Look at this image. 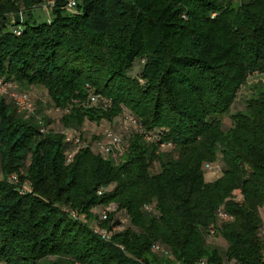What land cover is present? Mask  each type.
<instances>
[{
  "label": "trees",
  "instance_id": "1",
  "mask_svg": "<svg viewBox=\"0 0 264 264\" xmlns=\"http://www.w3.org/2000/svg\"><path fill=\"white\" fill-rule=\"evenodd\" d=\"M48 1L0 0V78L63 111L55 130L0 95V264H264V82L223 126L264 73V0H53L39 21ZM122 115L121 155L81 144Z\"/></svg>",
  "mask_w": 264,
  "mask_h": 264
},
{
  "label": "rangeland",
  "instance_id": "2",
  "mask_svg": "<svg viewBox=\"0 0 264 264\" xmlns=\"http://www.w3.org/2000/svg\"><path fill=\"white\" fill-rule=\"evenodd\" d=\"M43 12H45L44 15L43 13L36 11V14L39 15V21H43V20H47L48 18H51V10L45 9ZM23 16L25 17L24 13ZM258 81L264 82V73H253L252 75H250L247 84L240 89L238 97L231 109L230 114L226 115L223 118V126L225 128L231 125V114L245 107L247 99H249L253 94L252 86L254 85V83H257ZM30 91H31L30 93H26V92H22L19 88L15 90V92L18 94H24V93L27 94L30 99L29 101L33 104L34 109L38 107L39 102H41L42 112L45 115H47L51 120L50 123L48 124V127H52L55 130H63V126L60 120L63 111L60 109H55L51 106L49 102V96L47 90L42 87H36V88H32ZM130 123L131 122L128 121V119H126V117L123 115L118 117L115 123L103 122L100 125L95 123H88L84 128L85 138L81 144L93 145L91 139L92 135L97 136L99 134L105 133L109 129L116 133H120L123 136L131 128ZM154 170H158L157 164L154 166ZM222 170H223V162L221 161V156L219 155L218 159L215 162L207 163L205 165V171H206L205 177L208 180H215L219 176H221ZM209 240L221 247H224L226 245V242L220 237L209 238Z\"/></svg>",
  "mask_w": 264,
  "mask_h": 264
},
{
  "label": "built area",
  "instance_id": "3",
  "mask_svg": "<svg viewBox=\"0 0 264 264\" xmlns=\"http://www.w3.org/2000/svg\"><path fill=\"white\" fill-rule=\"evenodd\" d=\"M54 5V1L53 0H49L48 2H46L44 4V9L47 10H51V8ZM76 6V0H69V2L66 5V8L70 11H74ZM18 34H20V28L16 31ZM17 89V85L12 82V81H5L4 79L0 78V95L6 94L9 95L10 97H12L14 99V101L17 103L18 107L20 109L26 110L28 112H32L34 111V107L33 104L29 101V96L27 94H18L15 92V90ZM128 121H130L132 124L136 123V119L132 116L129 115L127 117ZM67 139L70 140L71 139V135L68 134L67 135ZM107 136H108V143L104 144V143H99V146L101 147L102 150L106 151V152H110L112 149L116 150L118 152L119 155H121L123 153V147H122V140L121 137L114 133L112 130H108L107 131ZM79 137H75V143H80L79 142ZM113 207L111 205H109L108 207H106V210H104V213H106L107 210H111ZM219 216L222 219H226L228 218L227 214L224 212H219ZM102 236L105 238H109V234L106 230H101L100 231ZM264 232V231H263ZM159 248V247H157ZM199 264H206L205 261H200Z\"/></svg>",
  "mask_w": 264,
  "mask_h": 264
},
{
  "label": "crops",
  "instance_id": "4",
  "mask_svg": "<svg viewBox=\"0 0 264 264\" xmlns=\"http://www.w3.org/2000/svg\"><path fill=\"white\" fill-rule=\"evenodd\" d=\"M205 175H206V173H205ZM205 179H206L207 181H213V180H208L206 177H205Z\"/></svg>",
  "mask_w": 264,
  "mask_h": 264
}]
</instances>
